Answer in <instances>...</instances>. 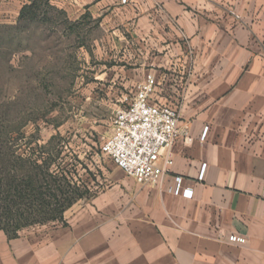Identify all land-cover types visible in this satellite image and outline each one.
Segmentation results:
<instances>
[{"label":"crops","instance_id":"0c3cea01","mask_svg":"<svg viewBox=\"0 0 264 264\" xmlns=\"http://www.w3.org/2000/svg\"><path fill=\"white\" fill-rule=\"evenodd\" d=\"M32 1L0 0V24H16ZM46 3L70 22L87 14L111 27L124 83L152 75L154 101L178 108L187 137L162 153L159 165H171L156 183L86 165L91 177L76 181L89 195L63 222L12 239L0 231V264H264V0ZM177 177L191 198L172 193Z\"/></svg>","mask_w":264,"mask_h":264},{"label":"rangeland","instance_id":"374dc122","mask_svg":"<svg viewBox=\"0 0 264 264\" xmlns=\"http://www.w3.org/2000/svg\"><path fill=\"white\" fill-rule=\"evenodd\" d=\"M118 11L122 19L125 11ZM45 13L47 20L0 24V136L18 138L20 153L55 136L49 146L61 152L56 163L86 181V165L98 177L96 166L112 164L100 146L138 86L134 78L124 83L122 56L108 54L111 27L88 16L82 29H71L60 14Z\"/></svg>","mask_w":264,"mask_h":264},{"label":"trees","instance_id":"16d2710c","mask_svg":"<svg viewBox=\"0 0 264 264\" xmlns=\"http://www.w3.org/2000/svg\"><path fill=\"white\" fill-rule=\"evenodd\" d=\"M46 1L34 0L23 7L18 23L40 17L47 20L45 12L55 11L64 17L68 28L82 29L87 14L79 21L70 22L63 12L49 7ZM17 139L0 136V231L9 239L28 227L63 222L64 213L88 194L86 189H80L73 170L56 163L61 152L54 154V148L49 146L56 140L55 136L37 150L22 153L16 147Z\"/></svg>","mask_w":264,"mask_h":264},{"label":"built area","instance_id":"2783aa9c","mask_svg":"<svg viewBox=\"0 0 264 264\" xmlns=\"http://www.w3.org/2000/svg\"><path fill=\"white\" fill-rule=\"evenodd\" d=\"M155 79L147 75L144 82L134 92L126 106L115 112L110 135L100 146L103 156L125 176L133 178L137 184L156 183L171 165L166 159L159 165L162 153L172 146L178 136L187 137V129L179 128L178 108L154 101ZM204 129L201 138H204ZM205 165H202L199 178H202ZM181 178H175L174 195L191 198L192 191L181 188ZM228 242L244 245L242 236L230 235Z\"/></svg>","mask_w":264,"mask_h":264}]
</instances>
